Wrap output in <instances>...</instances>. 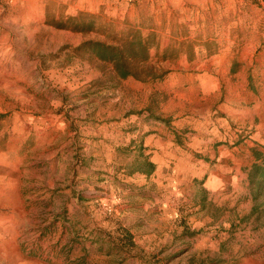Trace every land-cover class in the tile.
Here are the masks:
<instances>
[{
  "label": "rangeland",
  "instance_id": "374dc122",
  "mask_svg": "<svg viewBox=\"0 0 264 264\" xmlns=\"http://www.w3.org/2000/svg\"><path fill=\"white\" fill-rule=\"evenodd\" d=\"M81 14L166 47L123 79ZM256 166L264 0H0V264H264Z\"/></svg>",
  "mask_w": 264,
  "mask_h": 264
},
{
  "label": "trees",
  "instance_id": "16d2710c",
  "mask_svg": "<svg viewBox=\"0 0 264 264\" xmlns=\"http://www.w3.org/2000/svg\"><path fill=\"white\" fill-rule=\"evenodd\" d=\"M87 15H79L78 17L69 18L67 22L55 24L60 29H70L76 32H93L106 35L108 41H88L84 42L76 48H73V55L80 56L88 54L92 58L101 62L110 64L114 67L115 72L123 79L134 77L142 79L146 73V67L152 60V50L159 49V39L155 33L145 34L141 29H128L122 33L107 32L105 28L97 27L93 22H83L82 19ZM94 18V16H89ZM71 49L66 46L64 50ZM171 50L167 49L159 60L167 61L172 59ZM259 158V154L256 155ZM257 173H263L264 168L256 166ZM140 172L151 175L155 171V165L151 162H144Z\"/></svg>",
  "mask_w": 264,
  "mask_h": 264
},
{
  "label": "crops",
  "instance_id": "0c3cea01",
  "mask_svg": "<svg viewBox=\"0 0 264 264\" xmlns=\"http://www.w3.org/2000/svg\"><path fill=\"white\" fill-rule=\"evenodd\" d=\"M159 43H160V49L161 50L166 47V45L164 43V39L161 36L159 38Z\"/></svg>",
  "mask_w": 264,
  "mask_h": 264
}]
</instances>
